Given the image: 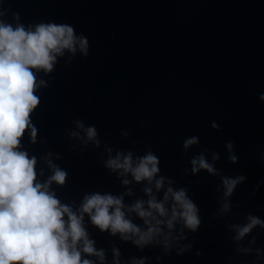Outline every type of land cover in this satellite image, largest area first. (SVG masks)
Masks as SVG:
<instances>
[{
	"label": "water",
	"instance_id": "obj_1",
	"mask_svg": "<svg viewBox=\"0 0 264 264\" xmlns=\"http://www.w3.org/2000/svg\"><path fill=\"white\" fill-rule=\"evenodd\" d=\"M0 21L33 30L41 22L67 23L89 41L87 57L78 46L75 55L65 49L53 72L37 73L45 86L31 115L36 142L28 131L21 140V150L36 157L37 182L53 174L51 161L68 174L63 186L53 182L49 189L61 204L79 214L86 195L110 193L123 198L125 218L141 233L158 229L149 243L137 245L138 234L122 239L102 232L84 214L104 260L84 258L94 264H264V227L239 236L249 216L264 221V0H0ZM93 126L97 135L90 140L86 130ZM193 136L198 143L184 148ZM149 151L160 160L151 183L106 167L117 153L123 160L131 152L135 166ZM201 154L214 174L192 171L191 160ZM239 176L245 179L226 196L224 178ZM169 187L184 188L197 205L195 232L179 218L168 227L171 197L167 215L153 211L148 224L129 210L137 201L150 210L151 196L163 202Z\"/></svg>",
	"mask_w": 264,
	"mask_h": 264
},
{
	"label": "clouds",
	"instance_id": "obj_2",
	"mask_svg": "<svg viewBox=\"0 0 264 264\" xmlns=\"http://www.w3.org/2000/svg\"><path fill=\"white\" fill-rule=\"evenodd\" d=\"M15 18L19 20L18 15ZM77 46L87 57V37L82 33L77 35L74 26L67 23L41 22L33 30L32 26L25 28L18 23L13 27L0 21V264H94L82 254L95 255L103 261V250L97 251L94 241L88 237L83 224L84 214L102 232L120 233L122 239H128L129 233L138 234L139 239L134 241L137 245L149 243L153 233L158 231L149 226L146 232L141 233L137 225L125 218L123 198L110 193L86 195L77 214L70 206L61 204L55 193L49 190L53 182L63 186L67 172L49 161L53 174L46 182H37L36 157L30 158L27 151L21 150V140L26 131L30 132L32 143L36 142L38 129L31 115L41 102L36 92L45 86L43 80H37V73L53 72L57 57L63 56L65 49L75 55ZM260 99L264 100V95ZM77 124L83 127L80 121ZM213 127L218 128L215 124ZM86 131L90 140L97 135L94 126ZM197 143L198 137L193 136L184 141L183 147ZM227 147L232 148L231 142ZM121 156L117 153L115 158L106 162V167L112 171L122 170V175L131 173L137 182L147 180L149 183L160 171V160L151 151L138 157L135 166L131 152L124 155L123 160ZM213 159H219L218 154H214ZM230 159L235 160V157ZM191 164L194 173L200 169L215 173L213 165L203 154L194 157ZM244 179L243 176L225 177V195H231ZM163 183V176L156 179V189L162 188ZM145 192L151 195L152 189L145 188ZM169 197L173 204L168 227L171 228L173 221L179 218L186 228L195 232L200 225L199 209L184 188L174 191L169 187L163 202H157L156 197L151 196L147 202L150 210H144L143 201H137L129 210L135 211L148 224L149 217L155 219L153 211L160 216L167 215L164 204ZM227 207L225 205V209ZM248 219L250 223L239 229L240 237L256 225L264 227V221L258 217L249 216ZM114 255L118 257L119 251L114 249Z\"/></svg>",
	"mask_w": 264,
	"mask_h": 264
}]
</instances>
